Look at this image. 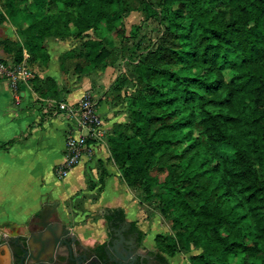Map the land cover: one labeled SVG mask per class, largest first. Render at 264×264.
<instances>
[{"label":"trees","instance_id":"obj_1","mask_svg":"<svg viewBox=\"0 0 264 264\" xmlns=\"http://www.w3.org/2000/svg\"><path fill=\"white\" fill-rule=\"evenodd\" d=\"M22 1L0 0V20L11 9L20 12ZM162 2L163 28L145 51L136 38L141 24L126 33L121 18L130 10L154 18L150 0H32L24 15L41 12L39 20L55 36L105 21L121 41L130 40L126 50L137 58L147 92L137 98L140 109L132 120L116 125L112 140L129 150V164L142 155L171 171L161 183L165 207L180 221V236L202 247L190 256L193 264H264V0ZM44 41L36 31L23 42L0 38V48L13 63L22 60L24 48L30 61L44 60ZM118 47L111 36H96L64 53L61 67L79 74L105 67L116 60ZM30 79L36 91L60 99L53 77ZM121 170L127 176L130 167L121 164ZM161 237L155 236L156 247L174 254Z\"/></svg>","mask_w":264,"mask_h":264},{"label":"rangeland","instance_id":"obj_2","mask_svg":"<svg viewBox=\"0 0 264 264\" xmlns=\"http://www.w3.org/2000/svg\"><path fill=\"white\" fill-rule=\"evenodd\" d=\"M150 1L157 8V14L154 18H147L144 20L143 12L140 10H130L121 18V24L125 27L126 33L131 28L132 24H141V29L136 38L141 39L143 51L155 44L164 25L161 19L165 7L162 0ZM31 3L32 0L22 1L20 3V12L16 13L17 11L11 9L12 14L8 13L3 20H0V26H3L4 31L10 33L11 30L13 32V38L11 39L23 42L25 38L32 39V35L38 31L39 34H44L45 43L47 38L67 39L69 45L73 46L72 48H84V43L87 40L96 39V36L109 35L115 42V45L120 46L117 50H120L122 47V50L119 51L116 60L112 64H108L105 67L98 66L96 68H88L86 70L82 68V71H85L87 74L86 77L90 78V82H88L90 88L83 94L92 95L91 91H93V98L98 101L104 99L111 109H113L115 116L110 129L98 138L100 139L99 144H102L108 152L109 161H111L110 164L115 169V177L109 181L110 187L106 192L108 196L113 193L112 198L117 200L122 196L127 198L124 207L121 208L125 216L131 217L137 225L140 226L142 238L146 244L152 245L153 247L156 246L155 236L157 234H162L161 239L171 243L175 247V252L172 255L161 250L169 264H193L190 260V256L193 253L201 251L202 247L193 237L189 236V238H182L180 236V221L176 219L172 209L165 207L161 183L171 171L166 168L160 170L156 164L155 158L152 159L151 157L142 155H138L129 164L126 161L128 155H126V152H129V150L120 140H112L114 133L116 137L119 133V128H117L116 125L119 123L125 124L132 120L135 116L133 111L140 109L137 98L139 95L147 92V89L142 83L143 79L141 71L137 66V58L135 56L130 57L129 51L126 50L127 46L130 44V40L121 41L119 36L113 33L112 28L108 27L109 30H107L108 28H106L105 21H102L101 25L97 28L90 27L81 32L76 28H72L71 33L65 36H55L47 33L48 30L44 26V23L39 20V18L43 17L41 12L36 14L34 10L35 19L34 17L30 18L24 15L26 10L33 9ZM1 12L2 9L0 4V13ZM229 19H231V16L226 17L225 20ZM32 21H35L37 25H32ZM8 28H10V30H8ZM22 60L32 69L31 61L30 64H28L29 59L24 55V51ZM94 71H98V73L96 74ZM78 73L80 72L74 69L65 70V81L68 78L69 80L78 79ZM124 73L128 76L126 79L115 80L117 75H122ZM138 75L142 82H140ZM225 75H229L227 71H225ZM226 150L231 153L232 147L227 145ZM157 155L158 153H156L155 156ZM121 164L129 165L130 170L127 176L122 172ZM97 173V176H94V178H90L89 175L87 176L91 179V183L88 182V188L93 189L97 186L93 193H87V195L83 196L74 205L71 204L72 208L69 207L68 200H65L63 207L57 208L59 214L65 219V223L71 225V229L86 242L102 237L104 232L101 211H103L107 205H104V202L98 203V201L101 198L100 195L102 190L108 183V179L106 178L109 175V170L102 164L99 166ZM88 199H91L92 202L97 201V203L93 204L92 207H87L84 205V202ZM52 200L53 199L47 201ZM72 217L79 218L75 224L71 221ZM187 243L188 245H186ZM229 260L234 263L237 262V258H230Z\"/></svg>","mask_w":264,"mask_h":264},{"label":"crops","instance_id":"obj_3","mask_svg":"<svg viewBox=\"0 0 264 264\" xmlns=\"http://www.w3.org/2000/svg\"><path fill=\"white\" fill-rule=\"evenodd\" d=\"M0 35L13 38V32L4 31L3 26H0ZM45 47L47 57L44 60H31V68L41 78L51 76L55 79L60 89L59 100L36 91L31 79L12 84L7 76L0 77V144H3L0 145V221H12L15 226L38 210L42 203L51 202L47 200H56L57 208L63 207L65 200H68L72 208L71 204L95 191L97 186L90 189L88 184L91 183L90 178L97 176L102 164L109 170V175L98 203L104 202L107 205L105 208L124 207L127 199L125 196L119 200L112 198L113 193L107 195L106 190L110 187L109 181L115 177V169L98 138L89 140L91 149L82 155L66 175H57V168L64 160L67 135L85 132L76 116L59 109L57 102L76 101L90 88V78L84 72L78 73V79L68 78L65 81L61 56L73 47L67 39L47 38ZM23 51L29 59L27 49ZM6 54L4 59L12 63L10 55ZM70 69L73 70V67ZM91 93L94 94L93 91ZM97 107L105 133L115 119L114 112L104 99L98 101ZM96 203L88 199L84 205L92 207ZM77 219L72 217V223L75 224Z\"/></svg>","mask_w":264,"mask_h":264},{"label":"flooded vegetation","instance_id":"obj_4","mask_svg":"<svg viewBox=\"0 0 264 264\" xmlns=\"http://www.w3.org/2000/svg\"><path fill=\"white\" fill-rule=\"evenodd\" d=\"M41 208L19 226L0 221V264H169L161 250L143 241L140 226L122 216L118 207L101 211L103 236L90 242L65 223L57 207L47 224H39ZM40 232L48 238L57 235L56 245L41 247L35 238Z\"/></svg>","mask_w":264,"mask_h":264},{"label":"built area","instance_id":"obj_5","mask_svg":"<svg viewBox=\"0 0 264 264\" xmlns=\"http://www.w3.org/2000/svg\"><path fill=\"white\" fill-rule=\"evenodd\" d=\"M34 74V71L26 65L24 60L19 63H8L0 59V77L7 76L12 84L28 80ZM57 103L59 109L66 111L68 114L75 115L81 128L85 129V132L77 135L69 133L66 137L64 160L57 168V175L62 177L91 148L88 139L101 137L104 130L102 118L97 107V100L91 94H83L71 103H67L65 100H60Z\"/></svg>","mask_w":264,"mask_h":264},{"label":"water","instance_id":"obj_6","mask_svg":"<svg viewBox=\"0 0 264 264\" xmlns=\"http://www.w3.org/2000/svg\"><path fill=\"white\" fill-rule=\"evenodd\" d=\"M7 54L5 51L0 49V58L4 59L6 58ZM58 202L56 200L51 202H44L42 203V208L39 210V224L45 225L47 224L52 216V213L56 210ZM48 229L53 232V226L50 224L48 226ZM35 238L38 240L41 247L47 246V245H56L58 241V236L53 235L51 237H45L42 235V232H40Z\"/></svg>","mask_w":264,"mask_h":264}]
</instances>
